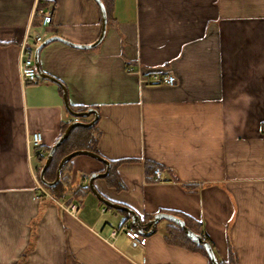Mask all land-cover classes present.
<instances>
[{"label": "crops", "instance_id": "obj_1", "mask_svg": "<svg viewBox=\"0 0 264 264\" xmlns=\"http://www.w3.org/2000/svg\"><path fill=\"white\" fill-rule=\"evenodd\" d=\"M102 2L100 44L54 41L38 61L64 84L72 110L99 114L94 147L112 169L96 189L144 224L159 213L183 219L223 264H264V0ZM39 8L52 12L50 37L91 45L102 32L95 0H0V264H212L172 222L160 221L145 246L125 235L104 242L99 235L126 215L102 213L85 190L106 170L91 157L71 160L68 195L38 189L44 160L29 159L27 136L42 132L52 148L75 120L60 86L19 75L25 36L44 30ZM131 65L177 83L142 85ZM155 168L166 182H148ZM170 232L181 239L170 242Z\"/></svg>", "mask_w": 264, "mask_h": 264}, {"label": "water", "instance_id": "obj_2", "mask_svg": "<svg viewBox=\"0 0 264 264\" xmlns=\"http://www.w3.org/2000/svg\"><path fill=\"white\" fill-rule=\"evenodd\" d=\"M97 2V4L99 5L100 9H101V13H102V32L100 33V37L99 39L91 44V45H78V44H74L70 41H67L61 37L58 36H53V37H49L47 38L38 48H36V52H35V66L37 68L38 71V76L41 79L47 80V81H51L53 83H56V85L60 86L62 91H63V95H64V104L65 107L68 111V113L75 119L74 122H71V125L66 129V131L60 135L61 137L58 139V141L55 143V145L51 148L46 161L40 171V175H39V180L40 183L42 185H44L45 187H47L48 189H52L55 188L56 185H58L61 182V178H62V172L63 169L65 167V165L67 163H69L73 158L77 157V156H88L91 157L99 162H102L105 167L106 170L104 173H100V174H93L90 177L89 180V189L90 191L95 195V197H97L105 206H107L109 209H114L116 211L119 212H123L126 213L131 220V224L136 227L143 236H151L152 234L155 233L156 231V227L157 224L162 220V219H166L174 224H176L177 226H179L182 231H184L185 235L191 239V241H193V243H196L197 245L203 247L206 251V255H208L210 261L212 262V264H219V261L217 259L216 254H214V250L211 246V244L209 242H207L202 235L195 233L194 231L190 230V228L186 225V222L181 219L178 218L174 215H170V214H166V213H159L157 215H155L154 218H152V220H150L147 223H142V220H140V217L130 208H127L123 205L114 203L108 199H106L104 196H102L98 190L96 189L94 182L96 179L99 178H107L110 174V170L112 168V164L110 163V161H108L107 159H104V157L100 156L97 153H94L92 151H87V150H78V151H74L70 154H68L67 156H65L63 159H61L58 168H57V173H56V179L53 182H49L45 179V173L46 171H48L49 166L52 163V160L55 156V153L57 151V149L69 138L70 134L72 133V131L76 128H93L96 124L97 121L99 120V114L96 110L94 109H88L86 111H74L72 110L69 102H68V93H67V89L64 86V84H62L60 81H58L57 79L47 75V74H43L42 70L40 69V65H39V54L41 52V50L48 44L54 42V41H60L63 42L73 48H78V49H88V48H93L95 46H97L98 44L101 43V41L103 40L105 34L106 33V29H107V25H108V15H107V10L105 9V5L102 2V0H95ZM93 117L92 121L89 122H83V119H87Z\"/></svg>", "mask_w": 264, "mask_h": 264}, {"label": "built area", "instance_id": "obj_3", "mask_svg": "<svg viewBox=\"0 0 264 264\" xmlns=\"http://www.w3.org/2000/svg\"><path fill=\"white\" fill-rule=\"evenodd\" d=\"M37 15L42 19V27L44 28L42 33H38L33 38L29 37V35L25 36L20 51V74L21 79L26 84L36 83L38 81V71L35 66V52L36 48H38L47 38H49V27L52 23V12L49 9H39L36 11ZM36 15V16H37ZM32 41L29 44L28 41ZM126 71L129 74H135L138 76V81L142 85H174L177 83V79L172 75H165L161 73H145L140 67H136L131 65V67H127ZM28 137V151H29V159H42L46 160L48 156V150L45 149L43 145V135L42 132L36 131L31 133ZM148 182L151 183H164L167 181L166 173L163 169L155 168L151 174L147 176ZM88 181L85 178V183ZM41 184V183H40ZM38 189L43 193L44 196H48V198H52L50 192L41 184L38 185ZM79 207L75 204H70L67 206V211L71 214H77ZM110 212V209L107 207L103 208L102 213ZM139 230L130 224L122 225L119 228L111 229L107 235H99V237L106 242L107 244L113 246L115 240L120 235H125L132 243L137 245L145 246L147 240L145 236H143Z\"/></svg>", "mask_w": 264, "mask_h": 264}, {"label": "trees", "instance_id": "obj_4", "mask_svg": "<svg viewBox=\"0 0 264 264\" xmlns=\"http://www.w3.org/2000/svg\"><path fill=\"white\" fill-rule=\"evenodd\" d=\"M39 10V9H38ZM77 111H86V109H75ZM87 119H83V122H86ZM71 125V123H65L63 125V131L62 134L66 131V129ZM95 128L87 129V128H76L72 131L70 134L69 138L57 149L55 156L52 160L51 165L48 168V171L45 173V179L49 182H53L56 179V173H57V168L59 163L61 162L60 160L63 159L65 156L68 154L78 151V150H87V151H92L94 153H97V150L95 149L96 145V138L94 137L92 131ZM48 153L50 152L51 148H48ZM98 154V153H97ZM70 163H67L63 169L62 172V178L61 182L56 185L55 188L49 189L50 193L52 196L56 199H61L62 197L68 195L66 192L71 188L70 185V178H69V169H70ZM112 169V168H111ZM111 176V171L108 176V178ZM72 190V188L70 189ZM86 191H89V187L85 188ZM126 215V221L123 225L127 224L130 220V217ZM178 231L185 237L184 231L180 227H177L176 225L173 224ZM180 234H177L175 232H170L169 234V241L172 243L178 242L181 238ZM201 249L204 251V249L201 247ZM219 264H223L222 262H219Z\"/></svg>", "mask_w": 264, "mask_h": 264}, {"label": "rangeland", "instance_id": "obj_5", "mask_svg": "<svg viewBox=\"0 0 264 264\" xmlns=\"http://www.w3.org/2000/svg\"><path fill=\"white\" fill-rule=\"evenodd\" d=\"M40 9V8H39ZM37 13V12H36ZM35 15H37V14H35ZM44 163H45V161H44ZM44 163L42 164V166L41 167H43V165H44ZM42 169V168H41ZM41 169L38 171V173L41 171ZM37 173V174H38ZM44 186V185H43ZM45 187V186H44ZM52 195V194H51ZM162 221V223H165V222H170V221H168V220H166V219H162L161 220Z\"/></svg>", "mask_w": 264, "mask_h": 264}]
</instances>
